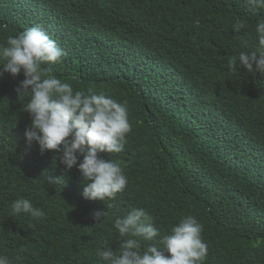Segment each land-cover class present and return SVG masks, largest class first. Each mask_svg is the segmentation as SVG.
Returning <instances> with one entry per match:
<instances>
[{
    "label": "trees",
    "instance_id": "1",
    "mask_svg": "<svg viewBox=\"0 0 264 264\" xmlns=\"http://www.w3.org/2000/svg\"><path fill=\"white\" fill-rule=\"evenodd\" d=\"M261 19L264 9L253 14L245 0H0V43L40 26L66 53L53 74L126 101L131 124L122 152L100 153L121 165L126 189L115 201L85 199L77 167L28 146V98L15 91L23 72L3 73L0 255L104 264L98 249L107 241L120 254L114 220L132 206L154 217L161 237L195 216L208 245L203 264H264V76L228 70L245 46L257 47ZM49 176L65 179L53 185ZM20 197L45 216L13 213ZM94 210L107 216L95 223Z\"/></svg>",
    "mask_w": 264,
    "mask_h": 264
},
{
    "label": "clouds",
    "instance_id": "2",
    "mask_svg": "<svg viewBox=\"0 0 264 264\" xmlns=\"http://www.w3.org/2000/svg\"><path fill=\"white\" fill-rule=\"evenodd\" d=\"M245 3L253 14L264 9V0H245ZM232 25L237 31L246 28L240 21ZM254 31L257 47L248 51L245 46L238 57L229 60L230 72L246 69L264 76V19L256 24ZM65 55L43 28L32 26L0 43V76L5 72L12 76L23 72L24 79L15 91L18 100L28 98L23 105L31 116V124L24 133L28 146L38 143L41 154L54 152L66 170L77 167L85 199L115 201L117 194L126 189L128 179L118 162L105 159L100 153L124 150L126 134L131 131L127 102L91 88L86 92L74 90L70 83L57 78L52 65L61 62ZM63 179L64 176H49L48 182L55 185ZM129 207L130 211L114 220L120 254L107 241L98 249L97 255L104 264H203L208 245L195 216L183 217L170 234L161 237L154 217L145 208ZM11 208L15 214H28L37 220L45 216L40 207L23 197L14 200ZM91 215L96 223L107 212L94 210ZM0 264H12V261L0 255Z\"/></svg>",
    "mask_w": 264,
    "mask_h": 264
}]
</instances>
